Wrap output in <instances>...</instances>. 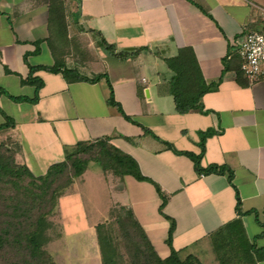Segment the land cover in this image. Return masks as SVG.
Instances as JSON below:
<instances>
[{"label":"crops","instance_id":"obj_1","mask_svg":"<svg viewBox=\"0 0 264 264\" xmlns=\"http://www.w3.org/2000/svg\"><path fill=\"white\" fill-rule=\"evenodd\" d=\"M48 2L0 0V89L32 98L34 87L20 84L28 65L59 64L86 77L105 74L114 100L138 125L107 104L103 78L66 81L60 72L37 70L33 75L43 85L36 103L0 95V110L14 123L0 129V142L13 144L16 162L40 176L63 160L67 148L108 137L166 197L160 213L152 184L101 170L116 192L112 204L132 212L159 258L170 252L169 221L163 215L174 221L170 246L182 257L200 260L199 254L210 250L209 234L237 218L249 240L259 234L264 225V79L249 84L244 78L240 84L228 60L233 42L258 28L264 0H63L64 31L49 26ZM57 37L64 43L61 54L55 49ZM100 37L118 51L141 49L118 59L98 45ZM182 52L190 53L208 87L198 100L201 108L185 113L175 110L169 93L173 73L165 63ZM182 86L196 92L192 76ZM208 130L211 134L201 139ZM183 152L200 155L201 169L228 167L234 187L224 174L198 171ZM77 198L69 188L58 199L70 221L65 230L82 228L72 225ZM237 199L245 215L236 211ZM255 247L264 248V236L255 239Z\"/></svg>","mask_w":264,"mask_h":264},{"label":"trees","instance_id":"obj_2","mask_svg":"<svg viewBox=\"0 0 264 264\" xmlns=\"http://www.w3.org/2000/svg\"><path fill=\"white\" fill-rule=\"evenodd\" d=\"M63 17V0H49V26H56V29L61 27L64 31ZM98 45L118 59L133 57L141 49L131 52L118 51L114 45L107 43L102 37L99 38ZM184 52L175 58L165 60L167 67L173 73L169 79V93L173 98L175 110L179 113L201 108L198 100L208 88L200 78L192 56ZM228 61L235 65L237 79L240 84H243L240 80L244 77L240 71L238 56L233 53ZM24 62H26L25 57ZM225 68H228V62ZM37 70L60 72L66 81L94 83L103 78L109 90L107 104L115 107L126 121L138 125L124 114L119 103L114 100L112 87L105 74L86 77L74 69L61 67L59 64L50 67L28 65V75L24 79L20 78V84L33 86L34 96L32 98L15 97L2 89H0V95L6 96L13 102L36 103L38 91L43 85L42 80L33 75ZM5 72L10 73L8 70ZM187 76L188 78L192 76L194 79L197 86L196 92L187 91L182 86L188 79ZM0 114L4 118L0 129L13 127L12 119L1 110ZM141 128L144 133L151 134L148 129L142 126ZM210 134L209 130L202 133L201 139ZM200 148L202 151V143ZM15 153V148L9 141L0 142V252L6 251L10 254L11 260L7 264H52L50 256L42 250V246L48 240L46 235L50 226L48 216L57 206L58 199L64 194L65 189L83 174L90 162L97 164L104 173L110 172L120 177L130 176L136 181L152 184L160 198L158 208L160 213L166 203V197L159 187L140 173L132 157L112 146L108 137L78 142L67 148L63 160L50 165L40 176H34L25 164L16 162ZM183 154L194 161L198 171L224 174L230 185L234 187L233 173L228 167L210 165L206 169H201L198 166L200 155L188 152ZM238 205L237 199L236 211L239 213ZM120 210L122 214L115 215L113 223L104 222L95 226L100 264H202L196 256L187 254L181 257L178 251L171 248V235L174 230V221L171 218L163 215L169 221L166 243L170 247V252L167 257L159 258L132 212L121 206ZM113 214L114 211L110 213V216ZM239 215L245 214L239 213ZM262 227V231L249 240L242 222L237 218L210 233L209 244L218 264H256L258 260L264 259V248L255 247V239L264 236V225ZM112 229H115L119 242L112 236ZM120 245L123 247V252L119 250Z\"/></svg>","mask_w":264,"mask_h":264},{"label":"rangeland","instance_id":"obj_3","mask_svg":"<svg viewBox=\"0 0 264 264\" xmlns=\"http://www.w3.org/2000/svg\"><path fill=\"white\" fill-rule=\"evenodd\" d=\"M58 35L60 36V34ZM56 41L55 49L61 54L64 43L58 37ZM2 107L6 113L10 111L5 105ZM69 188L75 191L78 196L77 199L80 201L79 206L77 203L71 209V214L76 221L72 225L76 227L80 225L82 228L80 230H65V224L70 223V221H66L67 218H64L57 204L48 216L50 222L46 231L48 240L42 246V250L50 256L52 264H100L95 226L104 222L113 223L114 216L122 214L120 206L112 204L116 200V192L105 183L100 167L93 162L88 163L86 173L75 179L73 185L65 189L64 193L68 192ZM113 211V216H110ZM81 213L84 215L83 218ZM93 225L95 226L93 227ZM112 232V236L119 242L115 229H112ZM119 250L123 252L121 245ZM10 257L6 251L0 252V264H7L11 260ZM199 257L202 264H218L211 247L209 252H201Z\"/></svg>","mask_w":264,"mask_h":264},{"label":"built area","instance_id":"obj_4","mask_svg":"<svg viewBox=\"0 0 264 264\" xmlns=\"http://www.w3.org/2000/svg\"><path fill=\"white\" fill-rule=\"evenodd\" d=\"M232 52L240 60V71L249 84L264 79V8L258 28L235 40Z\"/></svg>","mask_w":264,"mask_h":264}]
</instances>
